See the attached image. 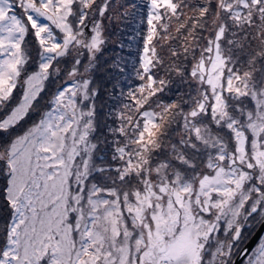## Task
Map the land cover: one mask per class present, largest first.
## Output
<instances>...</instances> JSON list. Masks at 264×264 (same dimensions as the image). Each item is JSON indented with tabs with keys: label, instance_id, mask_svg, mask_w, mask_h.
<instances>
[{
	"label": "snow or ice",
	"instance_id": "obj_1",
	"mask_svg": "<svg viewBox=\"0 0 264 264\" xmlns=\"http://www.w3.org/2000/svg\"><path fill=\"white\" fill-rule=\"evenodd\" d=\"M145 6L0 0V264H264V0Z\"/></svg>",
	"mask_w": 264,
	"mask_h": 264
},
{
	"label": "trees",
	"instance_id": "obj_2",
	"mask_svg": "<svg viewBox=\"0 0 264 264\" xmlns=\"http://www.w3.org/2000/svg\"><path fill=\"white\" fill-rule=\"evenodd\" d=\"M120 2H124L126 4L136 3L140 14H143V12L146 11V0H121ZM106 25V34L109 42L105 46L103 54L99 57L100 70L96 73V80L98 83H101L104 88H110L111 81L107 79V73L104 69L112 62L113 59L117 56H121L127 61L124 76L120 78L121 85L125 87L134 86L136 80L134 75H132V70L141 44V40L140 37L137 36V32L144 27L139 23V15L135 19H132L131 17L121 20L114 19L110 24L106 21ZM53 91L54 86L50 87V90L46 95L48 99ZM110 103L111 101L108 99L106 92L102 91L98 104L104 105ZM106 109V107H100L99 112L104 113L106 112ZM109 123H111V120H109Z\"/></svg>",
	"mask_w": 264,
	"mask_h": 264
},
{
	"label": "rangeland",
	"instance_id": "obj_3",
	"mask_svg": "<svg viewBox=\"0 0 264 264\" xmlns=\"http://www.w3.org/2000/svg\"><path fill=\"white\" fill-rule=\"evenodd\" d=\"M120 1H121V0H116L117 3H119ZM108 42H109V41H108ZM107 44H108V43H107ZM107 44H106V45H107ZM131 62H132V61H131ZM52 86H54V91H55V84H54V83L49 84V86H48V91H47L46 93L43 94V98L40 100V105H39V106H40L41 108L43 107V105L46 104V102H47V100H48V98L46 97V95H47V93L49 92L50 87H52ZM106 111H107V109H106ZM99 114H100V117L103 118V114H104V113H103V112H99ZM36 118H38V116H37V114L34 113V114L32 115V119H36ZM3 138L6 139V138H7L6 135H4ZM0 182H2V177H0ZM3 213H4V209L0 208V215H3ZM257 228H258V226H257ZM257 228H256V229H257ZM256 229H253V230H252L251 235L255 232ZM251 235L249 236V238L251 237ZM263 235H264V234H263ZM245 261H246V260H245ZM245 261H244L242 264H245Z\"/></svg>",
	"mask_w": 264,
	"mask_h": 264
},
{
	"label": "water",
	"instance_id": "obj_4",
	"mask_svg": "<svg viewBox=\"0 0 264 264\" xmlns=\"http://www.w3.org/2000/svg\"><path fill=\"white\" fill-rule=\"evenodd\" d=\"M263 232L264 230H260L258 226V228L255 230V232L252 234V236L247 241V245L249 248H252L255 246L256 242L259 239V236L262 235ZM245 258H246L245 256H240L236 258V264H241Z\"/></svg>",
	"mask_w": 264,
	"mask_h": 264
}]
</instances>
